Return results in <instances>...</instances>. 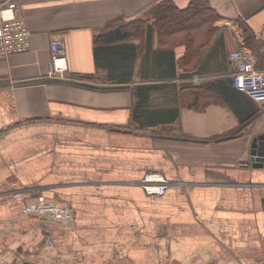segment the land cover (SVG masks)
<instances>
[{"label": "crops", "instance_id": "obj_1", "mask_svg": "<svg viewBox=\"0 0 264 264\" xmlns=\"http://www.w3.org/2000/svg\"><path fill=\"white\" fill-rule=\"evenodd\" d=\"M202 1L216 18L176 34L146 13ZM16 3L31 37L0 59V264H264V163L249 154L264 105L233 87L228 62L244 48L264 67V0ZM116 19L139 32L96 45ZM54 39L67 79L45 77ZM149 172L162 196L144 194ZM20 193L70 204L73 221L38 222Z\"/></svg>", "mask_w": 264, "mask_h": 264}, {"label": "built area", "instance_id": "obj_2", "mask_svg": "<svg viewBox=\"0 0 264 264\" xmlns=\"http://www.w3.org/2000/svg\"><path fill=\"white\" fill-rule=\"evenodd\" d=\"M20 16L16 0L0 3V59L24 53L29 48L31 31ZM61 47L59 40L50 42L51 58L45 76L48 80L67 79L64 75L67 63L65 56L61 55ZM259 51L264 55L263 45ZM257 61V56L244 48L234 49L228 54L233 87L251 101L264 105V67L255 66ZM140 186L146 196L158 197L165 193L167 182L160 173L149 172L141 179ZM15 198L22 204L23 212L38 222L67 225L74 219L73 207L68 203L47 199L42 195L31 197L21 193Z\"/></svg>", "mask_w": 264, "mask_h": 264}, {"label": "trees", "instance_id": "obj_3", "mask_svg": "<svg viewBox=\"0 0 264 264\" xmlns=\"http://www.w3.org/2000/svg\"><path fill=\"white\" fill-rule=\"evenodd\" d=\"M200 4L201 7L195 3L194 6L189 7L187 10L174 12L172 11L174 9H171L172 6H170L168 2H160L153 8H150L148 11H146V13L153 17V25H156L158 33L162 36H166V34H176L182 30L188 31L190 30L189 28H196L198 25L200 27L201 23L205 21L207 22V20L213 21V19L216 18L213 11L205 6L204 1H202ZM139 30V23L135 20L128 21L127 23L121 19L112 20L104 26L102 32L95 36L94 43L96 45L104 46L124 42L127 39L134 37L139 32ZM243 30L244 33L247 34L245 44L247 47H253L255 44L252 32L244 26ZM161 31L163 34H161ZM185 37L190 38L189 40H191V38L194 36H192L191 33H188ZM187 41L188 40H185L184 42ZM185 45L187 46L188 44ZM116 49L119 48L116 47ZM117 62L118 61L113 63V67L118 68Z\"/></svg>", "mask_w": 264, "mask_h": 264}, {"label": "water", "instance_id": "obj_4", "mask_svg": "<svg viewBox=\"0 0 264 264\" xmlns=\"http://www.w3.org/2000/svg\"><path fill=\"white\" fill-rule=\"evenodd\" d=\"M252 141L249 154L253 158V166L260 167L264 163V135H258Z\"/></svg>", "mask_w": 264, "mask_h": 264}, {"label": "rangeland", "instance_id": "obj_5", "mask_svg": "<svg viewBox=\"0 0 264 264\" xmlns=\"http://www.w3.org/2000/svg\"><path fill=\"white\" fill-rule=\"evenodd\" d=\"M256 66V65H255ZM258 68V67H257ZM249 98V97H248Z\"/></svg>", "mask_w": 264, "mask_h": 264}]
</instances>
